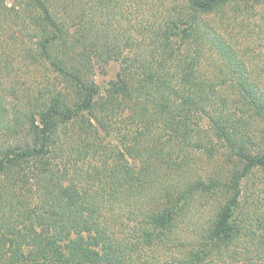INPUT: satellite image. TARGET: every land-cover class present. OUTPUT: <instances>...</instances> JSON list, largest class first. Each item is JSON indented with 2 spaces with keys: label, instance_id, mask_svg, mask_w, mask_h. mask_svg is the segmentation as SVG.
<instances>
[{
  "label": "trees",
  "instance_id": "1",
  "mask_svg": "<svg viewBox=\"0 0 264 264\" xmlns=\"http://www.w3.org/2000/svg\"><path fill=\"white\" fill-rule=\"evenodd\" d=\"M263 7L0 0V264H264Z\"/></svg>",
  "mask_w": 264,
  "mask_h": 264
},
{
  "label": "rangeland",
  "instance_id": "2",
  "mask_svg": "<svg viewBox=\"0 0 264 264\" xmlns=\"http://www.w3.org/2000/svg\"><path fill=\"white\" fill-rule=\"evenodd\" d=\"M242 6L243 5L240 4L238 7H242ZM230 9L234 10L233 8H230ZM240 12L242 13L241 15H244L245 17H243V16L237 17V20H241V18L243 19L242 23H240V21H236V19H235L236 22H234L232 24L235 27V29L233 31L236 32L238 27H242L244 29V31L246 32L245 37H244V41H243V45L253 44L252 52H253L254 56H252L250 58L253 59L256 63L255 67L258 69V72H259L258 73L259 76H257V78L262 83L264 80V7L259 9V11H257V13L253 12V14H251L252 13L251 8L250 9L244 8L243 10H240ZM231 13L233 14L234 11H231ZM249 49H250V47H249ZM118 68H119L118 63L115 61H111L105 65L103 71H96L95 72L93 79H94V81L98 87V94L103 93L104 90L108 87L109 82L116 77V73L118 71ZM107 140L113 142V144L116 143L111 138L106 139V141ZM202 159H204L203 161H201L202 163H207V160H205V158H202ZM215 161H219V159H216ZM95 164L101 165V162L96 161ZM86 165H87V163H86ZM25 178H27V176H25ZM254 184L259 189L260 197L263 198V200H262L263 203L258 208V211H257L259 213L260 211H264V170L255 169L243 181L242 189L245 190V194H246V192L249 191L251 186H254ZM29 186H30V188H28ZM19 188L20 189L18 191H19L20 195L36 200L35 194L33 192H38V190H36V185H35L34 180L29 179L28 183H22V185L19 186ZM28 191L30 192L31 195L29 194ZM245 194H243V196ZM162 259H163V261H162L163 264H165V260L167 262V259L172 261L171 257H167L166 259H165V257L160 258V261Z\"/></svg>",
  "mask_w": 264,
  "mask_h": 264
}]
</instances>
